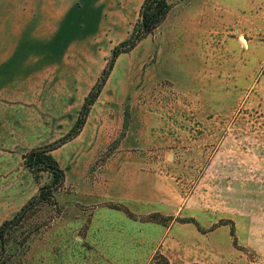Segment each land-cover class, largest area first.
I'll list each match as a JSON object with an SVG mask.
<instances>
[{
	"label": "rangeland",
	"instance_id": "rangeland-1",
	"mask_svg": "<svg viewBox=\"0 0 264 264\" xmlns=\"http://www.w3.org/2000/svg\"><path fill=\"white\" fill-rule=\"evenodd\" d=\"M143 1L0 0V264H264V0Z\"/></svg>",
	"mask_w": 264,
	"mask_h": 264
},
{
	"label": "trees",
	"instance_id": "trees-1",
	"mask_svg": "<svg viewBox=\"0 0 264 264\" xmlns=\"http://www.w3.org/2000/svg\"><path fill=\"white\" fill-rule=\"evenodd\" d=\"M170 9L171 7L166 0H144L142 5L140 6L139 19L133 27L129 39L124 42L125 45L129 44V48H127V50L130 51L140 41L145 39L155 29H157L166 18ZM122 46H117L112 50V58L104 77L92 87L88 95L84 98L75 125L73 126L71 132L67 135V137L60 141L61 144L68 142L69 140H71V138L78 135L83 128L91 107L94 105L102 91L106 75H108L115 60L123 53H125V51L121 49ZM47 153L48 152L46 150L35 149L26 156L25 163L27 167L32 171L44 170L45 167L43 166H46V168L48 169L47 171L52 174L54 183L57 184L58 182L63 180V173L59 169L58 164ZM163 264H168V262L166 260H163Z\"/></svg>",
	"mask_w": 264,
	"mask_h": 264
},
{
	"label": "crops",
	"instance_id": "crops-1",
	"mask_svg": "<svg viewBox=\"0 0 264 264\" xmlns=\"http://www.w3.org/2000/svg\"><path fill=\"white\" fill-rule=\"evenodd\" d=\"M137 245H138V244H137ZM140 245H143V244H139V246H140ZM143 246H145V245H143ZM142 248H143V247H142ZM170 264H172V263L170 262Z\"/></svg>",
	"mask_w": 264,
	"mask_h": 264
}]
</instances>
